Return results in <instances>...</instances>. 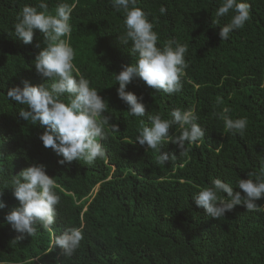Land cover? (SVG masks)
<instances>
[{
    "label": "trees",
    "instance_id": "obj_1",
    "mask_svg": "<svg viewBox=\"0 0 264 264\" xmlns=\"http://www.w3.org/2000/svg\"><path fill=\"white\" fill-rule=\"evenodd\" d=\"M38 2L0 0V190L6 205L0 209V261L23 264L35 257L33 264H264V213L236 205L217 220L193 200L215 178L243 195L237 180L255 179L264 164V0H243L250 18L227 40H221L219 31L233 13L216 17L222 0H137L154 25L158 46L168 39L188 45L182 77L186 101L181 93L157 92L140 79L127 85L126 91L143 98L142 118L128 114L116 91L114 73L135 63L131 42L119 39L123 11L110 0H63L74 5L69 39L73 63L108 102L104 115L109 123L118 125L117 132L105 126L107 138L99 142L106 155L91 165H60L62 157L39 138L44 129L19 116L26 106L6 96L10 88H22L24 80L46 87L51 83L33 64L46 46L43 33L35 30L30 44L14 33L23 7ZM46 2L52 12L61 0ZM61 99L67 103V94ZM225 107L231 118H247L243 136L224 130ZM175 108L194 109L205 136L191 146L186 143L185 154L163 142L161 153L175 154V159L158 165V153L135 142L137 130L141 120L150 126L149 115L170 119ZM180 131L173 125L170 135ZM32 163L46 165L61 199L52 233L37 226L33 237L25 234L17 240L20 234L4 219L19 206L10 181ZM255 202L264 206V198ZM69 227L81 228L83 235L70 257L53 247L54 236Z\"/></svg>",
    "mask_w": 264,
    "mask_h": 264
},
{
    "label": "clouds",
    "instance_id": "obj_2",
    "mask_svg": "<svg viewBox=\"0 0 264 264\" xmlns=\"http://www.w3.org/2000/svg\"><path fill=\"white\" fill-rule=\"evenodd\" d=\"M110 2L117 11H123L124 32L119 35V39L124 44L131 42L129 52L135 57V63L122 65L119 73H114L115 82L119 85L116 89L118 98L128 106V114L142 118L146 113L143 98L125 90L136 79L142 80L157 92L169 95L181 93L186 101L187 93L184 92L185 82L182 77L188 67L185 60L188 45L168 39L162 46H158L159 36L153 30L154 25L145 12L136 6L137 0ZM73 7L63 0L57 3L52 12L46 0H39L37 6L23 7L16 17L14 33L25 44L32 43L35 30L43 33L46 46L35 56L33 64L37 74L51 83L46 87L44 84L32 85L24 80L22 88H10L6 96L16 104L26 106L20 108L19 116L44 129L39 138L45 148L53 149L57 156L62 157L58 160L60 165L71 164L73 161L91 165L106 155L99 142L107 138L105 126L117 132L118 125L109 123L110 117L104 115L108 102L98 94L96 88L90 86V81L73 63L75 52L69 42ZM165 11V8H160L161 13ZM230 11L233 13L230 22L220 27L221 40H227L232 31L243 28L250 18L249 5L243 0H222L216 10V17H223ZM65 94L67 103L61 99ZM229 112V108H223L221 118L224 130L243 136L247 118L233 119L228 115ZM170 117L163 118L160 113L149 115L150 126L141 120L135 137V142L146 146V150L158 153L155 157L158 165H165L175 159V154L161 153L163 142L175 144L180 153L185 154L186 143L191 146L205 136V129L196 122L194 109L175 108ZM173 125L179 126V135H170ZM252 175L248 173V176ZM236 183L243 195L240 191H234L230 183L220 178L213 179L209 186L201 188L193 197L195 205L205 209L208 216L217 220L236 205H243L249 212L264 213V206L255 202L264 198V164L255 179L239 178ZM10 188L19 206L9 211L4 219L20 234L17 240L23 239L25 234L33 237L37 233V226L52 233L61 198L55 191V179L47 174L46 165L32 163L24 168L12 177ZM221 193H226V196ZM2 196L3 189L0 190V209L6 206ZM82 239L81 228L69 227L54 236L53 247H59L65 256L70 257ZM35 259L29 257L23 264H33ZM0 264L4 262L0 261Z\"/></svg>",
    "mask_w": 264,
    "mask_h": 264
}]
</instances>
